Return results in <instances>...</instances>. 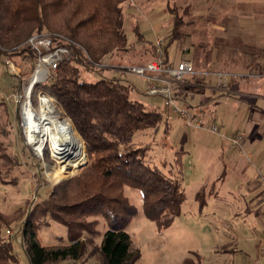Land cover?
Here are the masks:
<instances>
[{
  "label": "rangeland",
  "instance_id": "rangeland-1",
  "mask_svg": "<svg viewBox=\"0 0 264 264\" xmlns=\"http://www.w3.org/2000/svg\"><path fill=\"white\" fill-rule=\"evenodd\" d=\"M173 1L181 11L191 6L181 28L180 40L169 44L173 15L163 0H127L124 29L133 50L115 52L105 61L111 68L100 72L86 70L76 63L80 81L94 83L103 77L118 78L132 86V100L143 103L148 111H158L164 116L156 132H139L134 141L141 146H150L148 163L173 180H180L185 196L180 204L155 212L145 203L139 190L125 188V196L138 211L129 230L132 249L141 252L137 264H183L186 260L200 261L201 264H241L243 260L246 264H264V246L260 247L259 242L257 248L254 247L255 250L245 257L218 255L210 249L218 243H230L232 239L227 235L231 229H249L254 215L248 214L250 209L244 202L246 183L239 178L242 169L224 165V161L236 152L223 150L225 140L209 131L212 126L201 114L210 106L207 114L216 112L220 116L213 126L227 130L229 136L244 137L239 127H248L252 123V107L246 111L243 104L249 99L228 92L255 95V99L264 104V0ZM134 27L139 28L147 45L137 43ZM157 39L163 40L162 48L167 51L165 55L170 63L178 66L183 60L192 62L193 73L185 77V84L172 82L171 94L177 106L187 108L192 123L201 117L208 127L198 129L189 125L188 121L173 114V108L168 111L162 96L148 93L145 79L122 71L152 61L156 57ZM25 56L7 58L0 52V214L8 222V225H1V233L4 241L13 245L17 264H29L21 236L25 217L36 204L48 198L53 188L78 178L92 164L87 145L78 134L84 156L75 161L72 168L76 169L87 161L88 164L79 175L54 186L72 168H64L51 180V169L61 160L60 154L57 151L52 153L49 143L42 154H38L20 126L21 106L17 98L27 92L33 67L32 61H24ZM8 59L20 68L19 75L8 71ZM217 73L237 75L227 93L218 91ZM207 81H211L208 91L199 87V82L204 84ZM211 89L218 93L210 94ZM40 91L51 94L43 87L36 88L33 92L36 100ZM57 107V115L68 119L63 109ZM259 119L263 125L260 137L264 139V116ZM4 127L6 131L3 132ZM254 131L252 136L259 137L257 129ZM228 149L242 150L231 144ZM179 161L183 175L179 174ZM261 175L264 173L258 174V178ZM38 223L42 245H58L57 237L67 241V229L49 217L40 218ZM107 230L106 220L100 217L98 231L103 234ZM99 244L100 239H94L92 244L89 242L87 253L79 264H99L100 254L96 251Z\"/></svg>",
  "mask_w": 264,
  "mask_h": 264
},
{
  "label": "trees",
  "instance_id": "trees-1",
  "mask_svg": "<svg viewBox=\"0 0 264 264\" xmlns=\"http://www.w3.org/2000/svg\"><path fill=\"white\" fill-rule=\"evenodd\" d=\"M126 1L0 0V52L7 58L28 53L21 47L35 34L64 37L80 47L73 50L71 59L59 65L47 88L86 143L92 164L78 178L53 188L48 198L25 217L21 236L29 264L79 263L94 239H100L96 246L99 264H137L141 252L132 249L129 230L138 211L125 196V188L139 190L155 212L184 199L180 180L151 166L147 161L150 146L134 141L139 132H156L164 121L163 114L148 111L143 103L132 100V86L118 78L80 81L76 63L100 72L94 64H103L115 52L133 50L124 29ZM163 2L173 15L170 44L181 39V28L191 6L181 11L173 0ZM134 31L137 43L147 45L139 28L134 27ZM2 130L6 131V127ZM87 164L88 161L76 171H67L54 186L79 175ZM178 167L183 175L180 161ZM42 217L65 227L67 241L57 237L58 245H42L38 234V220ZM100 217L108 225L103 234L98 231ZM3 224L8 222L0 214V264H17L13 245L2 237ZM183 264L201 262L186 260Z\"/></svg>",
  "mask_w": 264,
  "mask_h": 264
},
{
  "label": "built area",
  "instance_id": "built-area-1",
  "mask_svg": "<svg viewBox=\"0 0 264 264\" xmlns=\"http://www.w3.org/2000/svg\"><path fill=\"white\" fill-rule=\"evenodd\" d=\"M63 42L64 44H60ZM163 47V40L157 39L155 52L156 57L146 63L145 65H133L123 68L124 73L134 74L142 77L147 82L148 93L152 96H162L165 99V107L170 110L173 108V114L180 116L181 118L188 121V124L195 128H205L203 119L198 117L195 123H192V117L188 112L187 108H180L174 102L171 94L170 84L172 82L185 84V77L193 73V64L188 60H183L178 66L170 63L165 55ZM28 53L24 58V61H32L33 67L31 68V79L27 92L19 94L17 103L21 106V124L24 133L27 137V127L29 121H32L31 115L34 113L38 115L41 111L42 101L45 99H51L55 107V113L57 115L58 103L55 97L49 93L40 91L37 100L33 96L34 90L39 87H43L48 90V86L54 80L59 65L72 58L73 50L79 46L71 43L64 37L56 36L49 33L35 34L29 38L24 45L21 47ZM30 53V54H29ZM8 71L12 74H20L21 70L15 65L11 59L6 61ZM99 70H106L111 66L104 64H94ZM218 83V91L227 93L232 81L238 77L234 74L228 73H217L216 74ZM159 80V81H158ZM49 91V90H48ZM34 100L36 103H34ZM69 119V118H68ZM70 120V119H69ZM71 121V120H70ZM209 131L213 134H219L222 138L229 140L232 147L242 148V138L238 136L227 137L225 134L220 132V129L216 126L209 128ZM28 139V137H27ZM260 183L264 188V176L261 175ZM10 232L8 231V234ZM59 264H79L75 261H65Z\"/></svg>",
  "mask_w": 264,
  "mask_h": 264
},
{
  "label": "crops",
  "instance_id": "crops-1",
  "mask_svg": "<svg viewBox=\"0 0 264 264\" xmlns=\"http://www.w3.org/2000/svg\"><path fill=\"white\" fill-rule=\"evenodd\" d=\"M210 82L211 81H207L204 82V84L199 82V87H203L204 90L208 91V84ZM248 90H251V88H249ZM210 91V94L213 95L215 93H218V91L215 89H211ZM244 91L247 90L244 88ZM228 93L238 94L248 98L249 102H244L243 104V107L246 109V111H248V109L252 107L251 111L253 112L252 115L254 117L252 119L253 121H251L252 123H250V126L248 127H239V132L241 133V135H244V137H241L242 150L229 151L228 146L230 145V142L229 140L224 138L223 140H225V143L222 144V147L223 150L227 153L236 152V154H232V156L224 161L226 163L224 165L226 168H228V166H240V170L242 169L239 178H242V180L246 183V185L244 186L245 193L243 195L244 202L245 205L250 209L248 214L254 215V221H251L252 225H250L249 229H231L229 231V234L227 235L232 239L230 243H218L217 246H212L210 249L214 252H217L218 255L224 254L227 256L237 255V257H245L247 253L251 254L255 250L254 247L257 248L258 242L260 244V247L262 245L264 246V188L260 183V178H258V174L264 173V139L263 137H260L261 135L259 132L263 127V125L260 123L259 118L260 116H264V104L259 103V100L257 101V99H255L257 98L255 97V95L246 93L241 94L239 93V91H229ZM209 110L210 106H207L206 111L204 110V113L201 112V114L204 116L206 123L210 126H213L218 122L220 116L216 112L207 114ZM254 119L256 122L254 121ZM204 126H206V124H204ZM254 129H257V136L259 137L252 136V134H254L255 132ZM220 132L225 134L227 137H233L228 135L227 130H220ZM241 164L244 165L243 168ZM240 187H242V185H240ZM248 200L249 205H247ZM210 256L211 254L208 257ZM240 262L241 264H246L244 260Z\"/></svg>",
  "mask_w": 264,
  "mask_h": 264
},
{
  "label": "bare ground",
  "instance_id": "bare-ground-1",
  "mask_svg": "<svg viewBox=\"0 0 264 264\" xmlns=\"http://www.w3.org/2000/svg\"><path fill=\"white\" fill-rule=\"evenodd\" d=\"M31 118L32 121H29L26 131L28 143L40 155L47 143L52 153L57 151L60 154L61 160L52 167L50 173L51 180H54L58 172H63L64 168H72L75 161L82 159L84 156L82 140L69 119L56 115L51 99L43 100L41 111L38 115L33 113ZM82 166L69 171H76Z\"/></svg>",
  "mask_w": 264,
  "mask_h": 264
}]
</instances>
